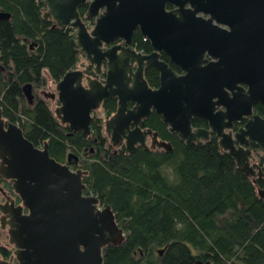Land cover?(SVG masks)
Returning a JSON list of instances; mask_svg holds the SVG:
<instances>
[{
	"label": "water",
	"instance_id": "obj_1",
	"mask_svg": "<svg viewBox=\"0 0 264 264\" xmlns=\"http://www.w3.org/2000/svg\"><path fill=\"white\" fill-rule=\"evenodd\" d=\"M44 18L55 25L75 29L76 45L89 62L86 69L66 72L55 84V115L64 125L83 136L90 133L92 111L107 97L116 99V109L104 121L112 144L125 139L126 150L170 151L169 142L157 132L140 126L151 111L159 116L169 133L184 143L200 146L211 131L220 150L225 151L246 176L255 174L249 163L251 150L264 152V118L250 115L251 104L264 107V0H45ZM87 4L85 17L79 8ZM169 7V8H167ZM201 11L208 18L196 16ZM0 12V19L9 18ZM214 21V22H213ZM228 26L229 30L221 27ZM137 31L149 42L151 51L131 47ZM115 40L121 43L111 44ZM111 44V45H110ZM110 45V46H108ZM164 53L169 63L159 59ZM212 59L205 62L204 55ZM106 60V78L97 79ZM85 66L83 63L79 64ZM91 67L95 71L91 70ZM153 67L158 85L150 88L143 68ZM246 84L247 89L239 84ZM29 103L30 84L23 86ZM132 101V106L128 103ZM224 110H216V106ZM250 115L231 133L232 120ZM193 116L211 129H193ZM149 139V146L145 142ZM36 147L21 128L3 118L0 109V176L11 182L20 202L0 187V226L7 229L14 250L0 264H102V248L119 245L123 230L110 206L98 207V199L84 195L87 171L71 170L51 157L46 141ZM245 146V147H244ZM68 156V160L71 158ZM257 170V174H261ZM257 193L264 199V190ZM162 250H159L160 254ZM192 264H211L195 260Z\"/></svg>",
	"mask_w": 264,
	"mask_h": 264
},
{
	"label": "trees",
	"instance_id": "obj_2",
	"mask_svg": "<svg viewBox=\"0 0 264 264\" xmlns=\"http://www.w3.org/2000/svg\"><path fill=\"white\" fill-rule=\"evenodd\" d=\"M86 9L87 4L79 13L91 27L94 19L85 17ZM45 10V0H0V12L10 15L0 19V109L36 147L46 141L57 161L76 157L87 171L85 193L114 212L124 238L102 248V264H264V199L257 193L264 189V179L246 177L219 149L213 133L200 146L184 143L151 111L140 126L156 131L170 151L113 148L102 141L104 121L117 106L108 97L102 115L92 116L90 129L98 139L94 147L92 140L60 122L41 90L76 68L81 53L75 29L55 25L44 18ZM131 45L141 53L151 51L137 31ZM143 78L150 88L158 85L153 67L143 69ZM25 84L32 87V103L23 93ZM198 124L193 119L192 125ZM0 187L20 202L11 182L1 176ZM13 249L1 245L0 259H8Z\"/></svg>",
	"mask_w": 264,
	"mask_h": 264
},
{
	"label": "flooded vegetation",
	"instance_id": "obj_3",
	"mask_svg": "<svg viewBox=\"0 0 264 264\" xmlns=\"http://www.w3.org/2000/svg\"><path fill=\"white\" fill-rule=\"evenodd\" d=\"M167 8H169V7H167ZM196 16H199V17H201V18H208L209 17V14H204V13H202L201 11H199V12H197L196 13ZM214 22V21H213ZM221 26V25H220ZM221 27H223V28H225L226 30H229V28H228V26H225V25H222ZM118 43H121V40H115V41H113L111 44H118ZM110 44V45H111ZM132 44V43H131ZM110 45H108V46H110ZM131 47H132V45H131ZM133 48V47H132ZM135 49V48H134ZM136 50V49H135ZM137 51V50H136ZM140 52V51H139ZM161 55H163V57H164V59L165 60H163V61H165L166 63H168V65H169V67L171 68V70L172 71H174L176 74H182V71L176 66V65H174V64H171V63H169V61H168V58H167V56L164 54V53H162V52H160L159 53V59H161L160 57H161ZM205 59H206V61H204L203 62V64L205 63V62H207V61H209V60H211L212 58L211 57H209L208 55H204L203 56ZM162 60V59H161ZM213 60V59H212ZM81 63H83L85 66H81V65H79V64H81ZM88 64H89V62L87 61V60H85L83 57H82V55L80 56V59H79V61H78V65H77V67L76 68H74V69H79V70H84V69H86V66H88ZM145 68V67H144ZM143 68V69H144ZM73 69V70H74ZM106 69H107V64H106V60H103V62H102V65H101V67H100V70H101V72H99V74L97 75V79L99 80V81H101V82H104L105 81V78H106ZM91 70L92 71H95L94 70V68L93 67H91ZM156 71V70H155ZM157 73V72H156ZM157 80H158V74H157ZM57 83V82H56ZM56 83H54V86H55V84ZM242 88H243V90H246L247 89V85L246 84H239ZM54 92L56 93V90H54ZM50 98V97H49ZM109 98V97H108ZM51 99V98H50ZM55 101H56V103L59 105V102H58V100H57V96L55 97V98H53ZM112 99H114V98H112ZM116 100V99H115ZM104 101V100H103ZM103 101L100 103V105H99V108H97L96 110H94V111H92V113H91V115L93 116L96 112H100V111H102L103 112ZM132 104H133V102L132 101H129V103H128V105H129V107L130 106H132ZM57 105V106H58ZM224 110V107L223 106H216L215 108H214V111H216V110ZM250 110H251V113H250V115H257L259 118H264V107L260 104V102L259 101H256V102H254V103H252L251 104V107H250ZM250 115H241V118L240 119H238V120H232L231 122H230V126L229 127H226V128H223V129H231V133H233L234 131H237L238 130V128L240 127L241 129H245V126H244V124L247 122V119H249L250 118ZM193 119H196V120H198V122H199V124L198 125H192V121H193ZM104 125V124H103ZM191 127L193 128V129H196V128H201V129H211L209 126H208V124H207V122L206 121H204L203 119H201L200 117H197V116H193L192 117V120H191ZM69 131H71V133H80V134H82L81 132H74V131H72L71 129H69ZM211 133H213V132H211V131H209L208 132V137H209V135L211 134ZM214 134V133H213ZM215 135V134H214ZM83 136V135H82ZM103 136H104V138L102 139V141L104 140V144L106 143L108 146H111V147H113V148H119V147H124L125 148V150H126V144H125V139L123 138L122 140H120L119 142H118V144H112V142H111V137L105 132V128H103ZM83 137H86L87 138V140H92L93 141V147H94V145L95 144H98V139L96 138V137H94V135L92 134V132H91V129H90V133H89V135L88 136H83ZM216 137V136H215ZM217 138V137H216ZM208 139V138H207ZM206 139V140H207ZM201 141L202 142H204L205 140H203L202 138H201ZM145 144H146V146H149V139H147L146 140V142H145ZM93 147H90V153H92L93 154ZM138 147H140V148H142V149H144L142 146H140V145H138V144H136V148H138ZM245 147V146H244ZM136 148H135V151H136ZM127 151V150H126ZM264 156V152H260V151H257V150H251V152H250V154H249V163H250V165L254 168V171H255V174L253 175V176H250V177H248V178H250L251 179V181L252 182H254V179L255 178H257V177H261V178H263L264 179V174H263V172H262V169H263V167H264V162H262L263 160H261V157H263ZM62 163H66L67 165H68V167L71 169V170H76V169H81V170H83L81 167H80V163H79V160H77V158L76 157H74V156H71V158H70V160H65L64 162H62ZM75 165H78V167H76L75 169L73 168ZM258 169H260L261 170V174H257V170ZM83 171H86V170H83ZM87 174V173H86ZM85 174V175H86ZM84 175V176H85ZM83 176V177H84ZM264 190V189H263ZM83 194L84 195H93V194H89V193H85V189H84V191H83ZM93 196H95V195H93ZM96 197V196H95ZM97 198V197H96ZM98 199V198H97ZM98 207L99 208H102V207H104V206H102L101 204H100V202H99V199H98ZM11 247H13L12 245H10ZM14 250V249H13Z\"/></svg>",
	"mask_w": 264,
	"mask_h": 264
},
{
	"label": "rangeland",
	"instance_id": "obj_4",
	"mask_svg": "<svg viewBox=\"0 0 264 264\" xmlns=\"http://www.w3.org/2000/svg\"><path fill=\"white\" fill-rule=\"evenodd\" d=\"M44 90H46V91L49 92V93L54 92V90H55L54 83L50 82V83L48 84L47 88L44 89ZM41 91H42V90H41ZM48 99L50 100L53 109H55V108L57 107V105H58V104L56 103V101H55L54 99H50V98H48ZM96 113H97V112H96ZM98 113L102 115V111H100V112L98 111ZM7 194H9V193L7 192ZM9 195H10V194H9ZM11 196H12V195H11ZM1 197H2L1 202H3V201H4V197H3L2 194H1ZM0 216H1V213H0ZM1 245H10V244L8 243L7 229H6V228H2V227L0 226V246H1Z\"/></svg>",
	"mask_w": 264,
	"mask_h": 264
}]
</instances>
